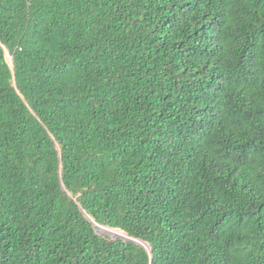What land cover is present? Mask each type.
<instances>
[{"label": "trees", "instance_id": "obj_1", "mask_svg": "<svg viewBox=\"0 0 264 264\" xmlns=\"http://www.w3.org/2000/svg\"><path fill=\"white\" fill-rule=\"evenodd\" d=\"M0 264H264V0H0Z\"/></svg>", "mask_w": 264, "mask_h": 264}, {"label": "rangeland", "instance_id": "obj_2", "mask_svg": "<svg viewBox=\"0 0 264 264\" xmlns=\"http://www.w3.org/2000/svg\"><path fill=\"white\" fill-rule=\"evenodd\" d=\"M6 55H7V61L9 62V64L12 66L13 63H12V56L9 54V52L7 51L6 52ZM106 231L110 232V233H116L118 235H121V236H124V237H127V235L120 231V230H117V229H106Z\"/></svg>", "mask_w": 264, "mask_h": 264}]
</instances>
